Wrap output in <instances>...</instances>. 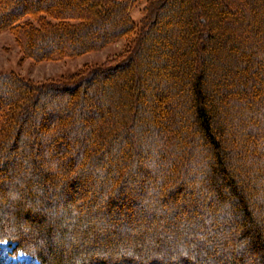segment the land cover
<instances>
[{
	"label": "trees",
	"instance_id": "obj_1",
	"mask_svg": "<svg viewBox=\"0 0 264 264\" xmlns=\"http://www.w3.org/2000/svg\"><path fill=\"white\" fill-rule=\"evenodd\" d=\"M134 3L0 0L37 62L125 39L60 80L0 73V240L41 264H264V0H163L140 23Z\"/></svg>",
	"mask_w": 264,
	"mask_h": 264
},
{
	"label": "rangeland",
	"instance_id": "obj_2",
	"mask_svg": "<svg viewBox=\"0 0 264 264\" xmlns=\"http://www.w3.org/2000/svg\"><path fill=\"white\" fill-rule=\"evenodd\" d=\"M163 0H135V3L132 5L130 10V15L133 18V20L137 23H140L145 17H149L151 12V7L156 5L158 7L160 4H162ZM166 12L169 11V9H165ZM125 43V39H120L112 44H109L102 49L94 50L87 52L85 54H82L78 57L73 58H64L62 60L57 61H34L33 59L26 57L23 53V50L20 49L19 45L17 44L15 37L12 33L9 31H0V73L6 74V73H14L24 79H28L37 83L42 82H49L53 80H60L62 78L70 77L72 75H75L81 70L89 69L94 66H101L106 65L108 63H111L113 60L117 61L120 56L123 55V46ZM91 117V116H90ZM67 140H76L72 137H67ZM66 140V141H67ZM19 149L21 147H16V149ZM16 149L12 150V154H16ZM153 178V177H152ZM2 177L0 178V180ZM50 182L47 178H42L41 183ZM96 191L95 193L99 192V188H90L87 191ZM101 191H104V187L100 188ZM8 189H6L5 194L3 195L8 196L10 193ZM81 191L77 192L76 194L80 193ZM75 194V195H76ZM3 199V197L0 198V200ZM256 202H253L255 204ZM92 208V207H91ZM95 207L92 208V210ZM49 209H52V206H49ZM52 218V215H50ZM99 217V216H98ZM100 217H103L102 215ZM48 219V215L46 217ZM49 218V221L51 220ZM229 218V217H227ZM83 220H81L84 225H90V223L94 222L95 218H87L83 217ZM34 222V221H33ZM146 221L141 222L140 225L144 226ZM134 224V223H133ZM31 226L30 223L26 225ZM31 228V227H29ZM153 228H147V235L144 236V238H141V241L146 242L149 241L151 238L154 237V234L159 231L157 229ZM158 228H160L158 226ZM173 228L167 229L172 230ZM31 230V229H30ZM118 231H122L123 233H131L132 235H135V232L123 229L122 227H119ZM101 236L99 243H104L105 239L103 238L105 233L99 232L98 233ZM108 236V235H107ZM62 237L61 234L57 233L54 234V238L59 240ZM109 238H113V236H110ZM114 242V241H113ZM46 243V240L44 241ZM78 241H75L73 239H70L69 245H66L67 247L71 245H82L78 244ZM117 245H129L131 247H135V243H129L126 242L117 243ZM242 249L237 245H233V247H230L228 249H220L217 253V258L219 257L220 260H224L227 262H232L234 259L233 255L230 253L233 252L234 255L241 251ZM228 251V252H227ZM227 253V254H226ZM211 261V260H210ZM0 264H41L36 258L33 256L15 249V243L10 240H0Z\"/></svg>",
	"mask_w": 264,
	"mask_h": 264
}]
</instances>
